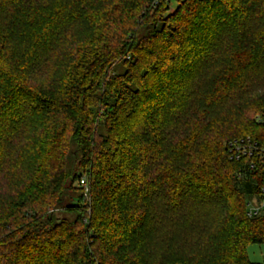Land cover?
<instances>
[{
  "label": "trees",
  "instance_id": "1",
  "mask_svg": "<svg viewBox=\"0 0 264 264\" xmlns=\"http://www.w3.org/2000/svg\"><path fill=\"white\" fill-rule=\"evenodd\" d=\"M263 109L264 0H0V264H254Z\"/></svg>",
  "mask_w": 264,
  "mask_h": 264
},
{
  "label": "built area",
  "instance_id": "2",
  "mask_svg": "<svg viewBox=\"0 0 264 264\" xmlns=\"http://www.w3.org/2000/svg\"><path fill=\"white\" fill-rule=\"evenodd\" d=\"M255 121L264 123V109L255 115ZM228 158L234 161H240L243 158H250V168L257 166L264 174V146L252 139L250 136L233 138L226 144ZM259 201L247 202V214L249 216L257 214L260 210L264 209V185L260 188Z\"/></svg>",
  "mask_w": 264,
  "mask_h": 264
},
{
  "label": "rangeland",
  "instance_id": "3",
  "mask_svg": "<svg viewBox=\"0 0 264 264\" xmlns=\"http://www.w3.org/2000/svg\"><path fill=\"white\" fill-rule=\"evenodd\" d=\"M172 5L173 4H171V6ZM74 185H76V183H74ZM80 193H81L80 190H76V191L72 192L71 196L73 198H76L80 195ZM83 193H84V191H83ZM75 200L76 199H74L70 203H72V204L75 203ZM65 203H68V202H65ZM63 214H64V212L59 211L60 216H63ZM246 253H247L248 259L251 262H253L254 264H264V244H251L247 247Z\"/></svg>",
  "mask_w": 264,
  "mask_h": 264
}]
</instances>
